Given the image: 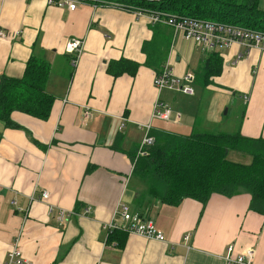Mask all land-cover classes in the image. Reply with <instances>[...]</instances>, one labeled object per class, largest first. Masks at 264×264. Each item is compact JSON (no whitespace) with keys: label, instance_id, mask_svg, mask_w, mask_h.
Wrapping results in <instances>:
<instances>
[{"label":"crops","instance_id":"obj_1","mask_svg":"<svg viewBox=\"0 0 264 264\" xmlns=\"http://www.w3.org/2000/svg\"><path fill=\"white\" fill-rule=\"evenodd\" d=\"M0 28L9 34L0 37V76L21 77L34 52L49 61L45 89L54 96L46 120L19 110L7 125L0 120V264L18 234L23 264H225L229 245L232 256L252 248L253 264H264V214L249 208L248 192L213 193L204 207L192 198L172 206L132 174L147 123L151 135L188 134L199 119L208 130L223 121L224 107L242 102L238 127L215 132L264 138V51L219 48L222 71L203 86L196 74L211 50L117 5L0 0ZM73 37L82 40L74 63L65 51ZM147 51H160L176 76L192 72L194 94L158 90ZM121 57L139 63L134 76L107 72ZM157 102L180 112L179 121L153 116ZM121 204L151 219L165 241L127 233L122 249L107 242L108 226L124 223ZM59 209L67 213L61 221Z\"/></svg>","mask_w":264,"mask_h":264},{"label":"trees","instance_id":"obj_2","mask_svg":"<svg viewBox=\"0 0 264 264\" xmlns=\"http://www.w3.org/2000/svg\"><path fill=\"white\" fill-rule=\"evenodd\" d=\"M106 1L264 31V8L259 6V0ZM167 49L168 44L166 53ZM164 61L160 51H147L144 64L157 74ZM138 67V62L121 57L109 61L106 70L113 77L124 73L134 76ZM199 69L196 79L203 86L210 84L211 77L222 71V57L212 51ZM49 72V61L32 52L21 77L1 75L0 120L7 125L13 110L46 120L54 101L45 89ZM152 136L154 143L144 155L133 159L132 169V174L146 183L151 197L172 206L192 198L204 207L213 193L232 196L243 189L250 194L249 208L264 214V138L245 137L239 131L210 130H193L188 134L160 130ZM231 152L249 156L250 160L234 161L229 158ZM126 238L127 232L117 228L107 234V242H115L119 249L124 247Z\"/></svg>","mask_w":264,"mask_h":264},{"label":"built area","instance_id":"obj_3","mask_svg":"<svg viewBox=\"0 0 264 264\" xmlns=\"http://www.w3.org/2000/svg\"><path fill=\"white\" fill-rule=\"evenodd\" d=\"M49 4H53L59 8L67 7L74 9L78 3L91 2L93 4L105 3L120 6L127 10H134L141 14H148L151 22L162 23L170 26L175 32L181 33L183 38L191 40L197 45H201L206 50L217 51L219 48H228L233 44L240 45L247 53L250 49L256 48L264 51V31L251 29L239 25H230L224 23H218L206 19H195L185 16H176L166 14L158 10H148L144 8H129L122 4H116L106 0H47ZM147 2H159L162 0H143ZM9 36L3 29L0 28V37L5 38ZM65 51L73 53L76 57L82 52V40L77 37H73L66 42ZM194 75L192 72H187L182 76H176L169 63L166 62L159 73L154 76V86L159 90L162 88L175 89L184 94L193 95L194 87L192 82ZM247 99L246 96H243ZM153 116L163 119L172 120L174 122L179 121L180 112H172L170 107L161 103H156ZM145 134L139 142L136 156L144 155L148 147L154 143V137L148 133L150 129V123L144 124ZM48 197V192L43 190L41 192V199ZM67 213L63 209L57 211L56 218L58 221L65 219ZM120 216L124 223L110 224L108 228L121 229L127 233H136L147 238H155L159 241H165L163 233L157 230L153 221L141 214L131 213L128 207L120 205ZM20 234H18L10 249L7 251L5 261L2 264H23L24 259L19 248ZM187 238V236H186ZM233 247L229 245L227 253L225 254V264H253L252 257L254 251L252 248L245 249L241 253L232 256Z\"/></svg>","mask_w":264,"mask_h":264},{"label":"rangeland","instance_id":"obj_4","mask_svg":"<svg viewBox=\"0 0 264 264\" xmlns=\"http://www.w3.org/2000/svg\"><path fill=\"white\" fill-rule=\"evenodd\" d=\"M258 4L260 7L264 8L263 3L260 0V3L258 1ZM227 109L226 113H224V109ZM227 107H224L223 111H222V118L223 121L216 125L215 127H207L208 130L210 131H228L229 129H235L238 127V123L239 120H241V117L243 115V110H244V104L242 102L240 103H236L235 106L232 105H228ZM202 110V106L199 110V112H201ZM198 118L202 117L200 114H197ZM199 122V124H195V129H197L198 131H201V129L203 128V120L200 121V119L197 121V123ZM229 158L233 159V160H239V161H248L249 158H242L241 156H238V154L235 153H230Z\"/></svg>","mask_w":264,"mask_h":264}]
</instances>
